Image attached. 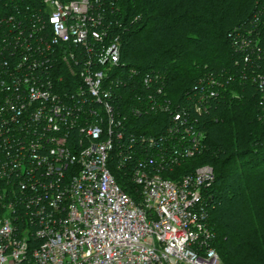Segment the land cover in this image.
<instances>
[{
	"label": "built area",
	"instance_id": "1",
	"mask_svg": "<svg viewBox=\"0 0 264 264\" xmlns=\"http://www.w3.org/2000/svg\"><path fill=\"white\" fill-rule=\"evenodd\" d=\"M118 13V0H0V264H220L212 169L162 172L202 154L198 116L231 84L264 106V30H231L239 69L199 78L185 108L161 70L122 59ZM144 114L163 132L136 133Z\"/></svg>",
	"mask_w": 264,
	"mask_h": 264
},
{
	"label": "trees",
	"instance_id": "2",
	"mask_svg": "<svg viewBox=\"0 0 264 264\" xmlns=\"http://www.w3.org/2000/svg\"><path fill=\"white\" fill-rule=\"evenodd\" d=\"M118 6L111 30L122 59L161 70L172 103L185 108L184 94L199 78L230 76L239 69L227 37L231 30H264V0H118ZM162 118L144 114L130 123L136 133L157 134L166 127ZM197 123L205 132V147L190 163L209 166L215 176L208 189V224L220 264H264V168L243 174L235 165L243 158L264 163V109L254 88L231 84ZM174 170L162 174L172 177ZM117 180L130 185L126 177Z\"/></svg>",
	"mask_w": 264,
	"mask_h": 264
},
{
	"label": "rangeland",
	"instance_id": "3",
	"mask_svg": "<svg viewBox=\"0 0 264 264\" xmlns=\"http://www.w3.org/2000/svg\"><path fill=\"white\" fill-rule=\"evenodd\" d=\"M237 27H240V26H237ZM227 37H228V35H227ZM228 39H230L229 37H228ZM231 42V41H230ZM181 77H183V78H186V77H184V76H181ZM182 79V78H181ZM178 82V81H177ZM176 82V83H177ZM259 107L260 108H262V109H264V106H260L259 105ZM242 159V158H241ZM191 161H194V157L193 158H190V159H188V160H186V162H184V163H182L181 165H179V166H177V167H175L176 169L177 168H179L178 170H174V176H172V177H176V179H178L181 175H183L185 172H189V170H191V168H193L192 167V164L190 163ZM244 162V163H243ZM193 163V162H192ZM235 165L236 166H238V171H240L241 173L243 172V174L244 173H247L248 171H249V169L252 167H254L255 169H257V170H260V169H262V168H264V163H262V162H257V163H251V164H249V163H246L245 161H244V158L242 159V161H237L236 163H235ZM197 168V166L196 167H194L193 169H196ZM192 169V170H193ZM200 169V168H199ZM180 172V173H177V172Z\"/></svg>",
	"mask_w": 264,
	"mask_h": 264
}]
</instances>
